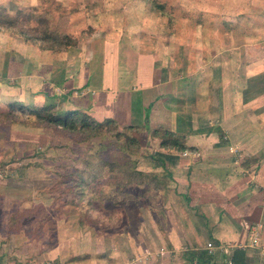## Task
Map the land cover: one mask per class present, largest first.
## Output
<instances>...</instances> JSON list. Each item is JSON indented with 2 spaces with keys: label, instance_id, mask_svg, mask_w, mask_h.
Instances as JSON below:
<instances>
[{
  "label": "rangeland",
  "instance_id": "374dc122",
  "mask_svg": "<svg viewBox=\"0 0 264 264\" xmlns=\"http://www.w3.org/2000/svg\"><path fill=\"white\" fill-rule=\"evenodd\" d=\"M17 12L14 27L0 26V36L9 41H29L41 50L68 52L70 57L80 53L85 59L92 49L101 51L105 39L156 49L165 60L175 61L181 73L189 76L191 70L194 78L187 79L206 82L211 109L220 107L223 75L239 69L264 74V66L250 61L264 58V0H0V13ZM44 33H56L58 39L43 41ZM61 78L58 73L57 84L46 89L45 97L37 95L36 103L59 101L68 90L74 94L71 86L76 81L62 85L71 77ZM228 85L235 89L238 83ZM256 87L263 91L264 81ZM23 95L30 101L28 90ZM2 99L11 101L13 95L2 94ZM3 110L0 234L10 239L16 230L18 236L11 243L4 242V247L0 243V264L180 263L169 262L171 256L160 252L150 228L156 218V191L127 189L128 200L116 204L88 189L76 193L80 185L67 176L83 169L87 160L98 163V158L153 171L160 165L157 158L172 156L177 150L161 147L150 130L128 131L115 125L100 133L72 132L43 124L17 108L11 113L7 107ZM128 135L137 140V147L129 144ZM142 211L148 215L144 224L139 222V216L145 215ZM16 242L21 245L20 256L12 253Z\"/></svg>",
  "mask_w": 264,
  "mask_h": 264
},
{
  "label": "crops",
  "instance_id": "0c3cea01",
  "mask_svg": "<svg viewBox=\"0 0 264 264\" xmlns=\"http://www.w3.org/2000/svg\"><path fill=\"white\" fill-rule=\"evenodd\" d=\"M103 42L101 51L92 49L85 59L80 53L70 57L1 35L0 106L10 102L2 94L25 101L28 90L35 104L62 103L97 122L111 119L134 131L166 129L184 137L188 148L173 157L161 155L158 168L148 171L161 176L156 218L150 225L160 252L178 264H202L206 251L210 259L203 264H231L232 252L248 244L257 228V244L242 250L245 264H264V90L256 87L264 74L239 69L223 75L220 107L211 109L206 82L187 79L194 78L191 70L186 76L156 49ZM250 61L264 66V58ZM58 73L61 80L71 77L62 85L76 81L74 94L68 90L59 101L36 103L37 95L45 97L46 89L57 84ZM230 81L238 83L235 89H229ZM186 151L188 156H182ZM145 212L139 222L147 223ZM16 233L10 239L0 234L2 246L17 238ZM207 243L213 245L211 251ZM20 249L17 242L12 245L18 256Z\"/></svg>",
  "mask_w": 264,
  "mask_h": 264
},
{
  "label": "trees",
  "instance_id": "16d2710c",
  "mask_svg": "<svg viewBox=\"0 0 264 264\" xmlns=\"http://www.w3.org/2000/svg\"><path fill=\"white\" fill-rule=\"evenodd\" d=\"M19 15L20 12H17L16 15L0 13V26H6L9 28L14 27L18 22ZM49 37L54 38V40L58 39L56 33H52L51 35L44 33L43 38L40 39L44 41ZM22 98L23 97L6 103L5 107L9 110L7 113H11L13 109L17 108L19 109V112L26 111L27 115L33 116L34 119L43 124L52 127H60L72 132L95 130L100 133L103 129L116 125L111 119L97 122L87 113L78 109H70L68 106L66 108L62 106V103L35 104L31 101L25 102ZM5 107L0 106V114L4 113L3 109ZM126 128H128L126 129L128 131L132 129V127ZM121 134L123 133H117V135ZM152 136L160 139L159 145L161 147L173 148L177 151H183L188 148L185 145L184 137L176 136L169 130L155 129L152 131ZM126 139L129 144L137 147V140H135L133 136L128 135L126 136ZM96 162L98 163H95L93 160H87L85 161L86 166H84L83 169H77L74 173L67 175L71 181H75V184L81 186H79L80 189H76V193L81 195L85 192L84 189H88L99 194L102 200L107 199L116 204H120L121 202L124 203L128 200L126 193H124L127 189H144L148 194V192L156 191L161 186V176L158 173L138 170L134 165L135 163L128 166H118L114 162L106 161L102 158H98ZM118 191L121 194H117ZM12 220L13 217L11 216L10 221ZM78 221L80 226H85V223L83 222L84 220L78 219ZM13 223L16 224L15 222ZM95 224L93 223L91 226H96ZM14 231L16 232V230L11 232ZM209 259L210 253L207 251L203 252L200 257L202 264ZM245 259V251L237 248L232 252L229 261L231 264H245Z\"/></svg>",
  "mask_w": 264,
  "mask_h": 264
},
{
  "label": "built area",
  "instance_id": "2783aa9c",
  "mask_svg": "<svg viewBox=\"0 0 264 264\" xmlns=\"http://www.w3.org/2000/svg\"><path fill=\"white\" fill-rule=\"evenodd\" d=\"M182 156H188V152L187 151L183 152ZM258 238H259L258 229L257 228L252 229V231L250 233V241H249V243L248 244L243 243V244L239 245L238 248L244 249L247 246L254 247L257 244ZM207 249L210 250V251L213 249V246H212L211 243H207Z\"/></svg>",
  "mask_w": 264,
  "mask_h": 264
}]
</instances>
